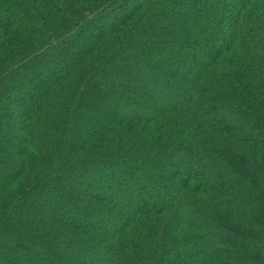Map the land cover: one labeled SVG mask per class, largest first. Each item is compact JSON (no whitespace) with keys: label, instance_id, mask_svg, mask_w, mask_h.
<instances>
[{"label":"trees","instance_id":"trees-1","mask_svg":"<svg viewBox=\"0 0 264 264\" xmlns=\"http://www.w3.org/2000/svg\"><path fill=\"white\" fill-rule=\"evenodd\" d=\"M0 264H264V0H0Z\"/></svg>","mask_w":264,"mask_h":264},{"label":"rangeland","instance_id":"rangeland-1","mask_svg":"<svg viewBox=\"0 0 264 264\" xmlns=\"http://www.w3.org/2000/svg\"><path fill=\"white\" fill-rule=\"evenodd\" d=\"M112 84H114L113 86H116L118 88H120L121 86L117 85L116 83L112 82ZM146 87V86H145ZM149 88V87H148ZM158 94V93H157ZM99 103V102H98ZM99 108H102V103H100L99 105H97Z\"/></svg>","mask_w":264,"mask_h":264}]
</instances>
